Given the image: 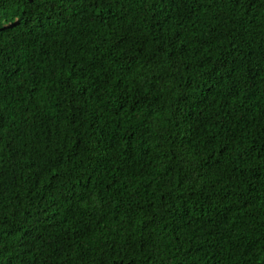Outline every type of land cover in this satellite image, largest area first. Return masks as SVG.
Returning <instances> with one entry per match:
<instances>
[{
	"label": "trees",
	"instance_id": "16d2710c",
	"mask_svg": "<svg viewBox=\"0 0 264 264\" xmlns=\"http://www.w3.org/2000/svg\"><path fill=\"white\" fill-rule=\"evenodd\" d=\"M0 264H264V0H0Z\"/></svg>",
	"mask_w": 264,
	"mask_h": 264
}]
</instances>
